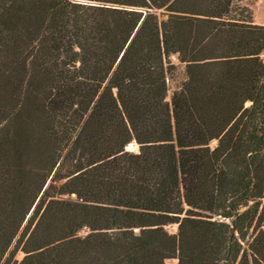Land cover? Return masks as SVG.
<instances>
[{"label": "trees", "instance_id": "trees-1", "mask_svg": "<svg viewBox=\"0 0 264 264\" xmlns=\"http://www.w3.org/2000/svg\"><path fill=\"white\" fill-rule=\"evenodd\" d=\"M245 1L0 0V264H264Z\"/></svg>", "mask_w": 264, "mask_h": 264}, {"label": "rangeland", "instance_id": "rangeland-1", "mask_svg": "<svg viewBox=\"0 0 264 264\" xmlns=\"http://www.w3.org/2000/svg\"><path fill=\"white\" fill-rule=\"evenodd\" d=\"M245 4L250 6L254 12V21L258 24H264V0H246ZM171 64L173 67L169 70L167 75L168 83V93L167 99L171 100L172 94L175 90L179 89L182 83L186 79V65L181 62L177 54H172L170 56ZM131 144V145H130ZM128 145L129 150L138 151L139 145L136 142H132ZM215 144V141L212 142V145ZM167 229L170 233L177 232V224H171L167 226ZM89 232L87 228H82L79 231V235L84 236ZM25 253L22 250H17L12 256L11 260L7 264H18L19 261L23 259ZM9 257V255H8ZM7 261V260H6ZM169 263H176L177 259H171Z\"/></svg>", "mask_w": 264, "mask_h": 264}, {"label": "bare ground", "instance_id": "bare-ground-1", "mask_svg": "<svg viewBox=\"0 0 264 264\" xmlns=\"http://www.w3.org/2000/svg\"><path fill=\"white\" fill-rule=\"evenodd\" d=\"M131 145V144H130Z\"/></svg>", "mask_w": 264, "mask_h": 264}]
</instances>
